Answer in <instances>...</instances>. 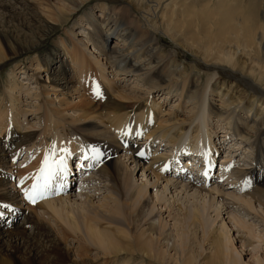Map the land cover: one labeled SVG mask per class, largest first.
Returning a JSON list of instances; mask_svg holds the SVG:
<instances>
[{"label":"bare ground","instance_id":"obj_1","mask_svg":"<svg viewBox=\"0 0 264 264\" xmlns=\"http://www.w3.org/2000/svg\"><path fill=\"white\" fill-rule=\"evenodd\" d=\"M0 1L1 68L38 46L20 37L22 28L35 37L39 31L37 41H42L58 20L75 15L92 0ZM109 1L119 11L111 9L107 21L102 11V19L94 12L84 17L90 24L81 31L95 35V54L76 38L64 53L69 60L46 61L47 69L30 77L42 80L40 72L53 71L47 78L51 90L44 87L40 94L32 93L16 81L17 69L5 82V97L0 99V264H65L72 250L58 245L65 237L48 229L50 220L73 240L80 239L83 249L77 257L81 260L94 250L102 254V264H199L207 251L204 245L210 242L211 257L205 264H248L244 257L248 245L236 246L231 234L235 229L243 233L244 242L264 241L258 232L264 228V108H258L264 97V0H217L214 6L197 0L192 10L194 0ZM22 3L39 8L40 23L33 22L32 8ZM13 22L22 28H12ZM159 35L172 40L176 51L189 49L197 63L180 64L177 52L160 47ZM99 50H103L102 60L96 54ZM198 74L204 75L205 84ZM219 79L232 84L226 86ZM131 82L134 86L129 88ZM122 85L127 87L124 91ZM241 85L250 89L249 99L241 98ZM154 93L162 94L164 100L156 102ZM22 94L38 104L35 111L43 116L41 129L31 125ZM52 94L57 102L44 99ZM174 94L180 100L167 111L164 103ZM210 96L220 101V117H231L232 125L242 126L237 132L232 126V135L240 134L242 140L255 135L257 149V162L241 166L231 159L236 145L225 139L218 142L231 154L226 157L229 162L222 164L223 173L216 176L218 182L210 176L220 150L202 123L210 118L208 103L209 110L212 102L216 105ZM246 105L249 115L257 109L256 119L239 118ZM180 111L187 116L178 119ZM10 143H20L17 153L22 147L34 149L42 144L45 148L39 162L28 170L29 180L19 174V189L29 186L31 194L34 185H42L49 171L53 173L36 203L20 198L14 184L10 192L1 177ZM203 144L208 147L203 149ZM152 145L158 150H152ZM175 146L179 147L176 152L171 151ZM210 146L215 152L209 151ZM145 149L151 150L150 156ZM77 154L83 182L79 180L68 192L66 188L76 183L70 163ZM184 156L189 158L187 164L177 167L176 161ZM173 167L179 172L174 170L170 176ZM89 174L90 180L85 177ZM137 178L143 184L138 185ZM225 182L233 186L222 185ZM99 184L105 185L104 193L110 196L95 203ZM235 184L243 194L229 191ZM160 188L157 195H150L152 189ZM25 200L27 208L22 205ZM19 217L25 225H15ZM249 219L259 222L252 225ZM256 264L264 260L257 256Z\"/></svg>","mask_w":264,"mask_h":264},{"label":"rangeland","instance_id":"obj_2","mask_svg":"<svg viewBox=\"0 0 264 264\" xmlns=\"http://www.w3.org/2000/svg\"><path fill=\"white\" fill-rule=\"evenodd\" d=\"M8 1L9 0H7L6 2H8ZM106 1H108V0H92L88 4H85L84 7L82 9H80L75 15L70 16L66 20H58V22L55 25V29L53 31H48V33L46 34V37H44L42 41H37V39L39 38L38 36L41 37V35H42L39 31H37V34L35 33L36 34V37H35V36L31 35V33L28 31L29 30L28 28L24 27L25 28L24 29V28H22L21 25H19V23L13 22L11 24L12 28L13 27L19 28L21 26L20 28H22V30H24L22 32L23 34H20V37H22V39H24L25 41H32L33 43L36 42L39 44L34 49H32V50L30 49L29 52L23 53V55H18L17 57L13 58L12 60L7 61L5 63V65L0 68V99L5 97V95H4L5 82L8 79V77L10 76V74L13 72V70H15V69H17L15 71V73L17 74L16 81H18L20 84L26 85L27 88H29L32 91V93L40 94L43 91L44 87H46L48 90H51L50 84H47V81H50V80H47V78H49V74L54 73L53 71L50 72L49 74H46L43 71L40 72L39 75L41 76L42 80L31 79L30 77L32 75H35L34 74L35 71L36 72L40 71L39 69H44V70L47 69V67H45L46 61H52L53 62V61L57 60L58 62L63 63V62H66L67 60H69L68 57L64 56V53L67 52L69 45H71V44L73 46L75 45L74 41L76 40V38H79L80 40H82L83 43L85 45H87L88 49L91 52H93V53L96 52L93 48L94 44L92 42V39L95 35L91 36V34L89 33L90 31H88V30H84V31H81V30H83L84 28H86V29L89 28L90 23L89 22L85 23V21H84V17L87 13L94 12L96 18L102 19V14L100 13V11H102L105 21H107L109 19V17H111V9L112 10L115 9L116 14L118 13V11H119V9H117L118 6L117 5L112 6L110 1H109V3ZM186 1L190 2L189 0H186ZM191 1H193V0H191ZM202 1L207 2V4L211 5V6L217 5V0H202ZM10 3H12V2H10ZM104 4L105 5L107 4V6H105V10L103 11V10H101V7L104 6ZM196 5H197V0H194L193 2H191L190 10L195 8ZM21 6L24 8H27V6H30L32 8L31 11L29 12V10L28 9L27 10H28L29 14L31 15L33 22H36V21H38V23L41 22L38 18L39 14L37 13V10L39 8H37V6L35 4L22 3ZM40 8H41V6H40ZM91 28H90V30H92ZM73 34H77V35L80 34L79 35L80 37L76 35L74 37L75 39H73ZM25 37L30 38L31 40L26 39ZM158 41H159V45L162 49H167L168 51L177 52V53H175V55H177L180 64H182L184 66H190L192 61H193L192 63H197V58L194 56V54L191 51H188L189 49L186 51L184 50V51H180V52L176 51L175 43L172 42V40H169V38H167L165 36L159 35ZM102 43L105 44L107 42H100L99 45H102ZM109 43H110V41L106 44V48H107V45H109ZM111 45H113V43H111ZM97 52H99V54H100L99 55L98 53H96L97 56H99V58L102 60L104 58V56H101V53L103 52V50H99ZM57 61H55V62H57ZM133 62H131V64ZM58 66L59 65H56V67L54 69H56ZM182 69L183 68L181 67L180 70H182ZM197 76L198 77L201 76V79L199 81L202 84H205V82L207 80L204 77V75L198 74ZM116 77H121V75L119 74ZM219 80L221 83H225L226 86H231V84H232L229 81L225 82L223 79H219ZM133 81H134V79H133ZM232 82H234V81H232ZM234 83H236V82H234ZM130 86H132V87L134 86V85H132V82L129 84V88H130ZM137 86H138V84L136 85V87ZM141 86H143V84ZM242 86L243 85L239 86L240 87L239 89L241 90V91L239 90L241 92V98L245 99L247 97V99H249L251 94H252L250 89L242 87ZM122 87H123V85H122ZM126 88L127 87H123L120 90L124 91ZM139 88H141V87H139ZM144 89L148 90V88H144ZM161 95L162 94H160V93H154V94H152V97H154L156 99V102H158V100L159 101L164 100V96L161 97ZM22 99H23V103H26L25 104L26 107H23V108L28 110V112H31L29 114L30 116L28 115V119H29L31 125L36 127L37 129H41L43 126V119H42L43 116L41 113H38V115H37V112L35 111L37 109L36 106L38 104L35 102V100H30V99H28V97H26L23 94H22ZM44 99L45 100L50 99L52 101H54V99H55V102H57L56 96H53V94L50 97H47ZM44 99H43V101L46 103V101ZM76 99H77V97H74L75 101H76ZM211 99L215 100V104L217 106L213 104L214 102H212L211 103L212 107L209 110V103H208V111H207L206 115H209L210 118H209V120L207 119V121L202 122V123L208 126L210 133L213 134L212 135L213 144L215 145L216 149L220 150V152L218 153V157L216 156L215 163H214L213 168H212V175L210 176L211 180L216 179L218 182V177H219L218 174L222 170V164L225 165L227 162H229L226 157L231 156V154H228L229 153L228 151L230 149L227 148V146L224 149L223 145H219L218 142H221L225 139V141L228 142V144L236 145L235 151H233L234 153L232 152L233 157H231V159H234L233 162L238 163L241 166H243L244 164L250 165V164H254L257 162V161H254V154H255V151H257V149H255V147L253 145V143H254L253 140L255 139V135L252 134L249 137V139H246V140L245 139L242 140V138H240V134H233L232 135V131H231L232 126L234 127L236 132L241 131L242 126L240 124L232 125L231 124V122H232L231 117H226V116L220 117L219 112L217 113V111L220 109V106H219L220 101H218L217 97H214V96H210V100ZM179 100H180V97L177 94H174L169 100L165 101V103H164L165 109L167 111L170 110V108L172 109V105L177 104ZM185 100H186V97H185ZM185 100H184V104L182 103V106L185 105ZM159 108L162 109V105ZM212 108H214V110ZM258 108L259 109L264 108V97L262 98V101L259 102ZM241 109H243L244 112H241L239 114L240 119L246 120L249 118V119L254 120L257 118V114H258L257 109L255 111H253L252 115H249V112H248L250 109V106L246 105V106L241 107ZM173 110L175 111L174 108H173ZM229 111H230V113L232 112V110H229ZM210 112H212L213 114L212 113L210 114ZM39 114H41V115H39ZM102 114H105V113H102ZM152 114L154 115L153 112H152ZM185 116H187L186 113L184 114L182 111L178 112V119L184 118ZM66 134L68 135L69 133L66 132ZM235 135H236V138H234ZM2 138L3 137H0V140H2ZM61 138L66 140L63 137H61ZM139 143L142 144V143H144V141L140 140ZM10 145H12V146H10ZM152 146L155 147V148H152V150L157 149L156 145H152ZM161 146H163V145H161ZM17 147H20V143H17V144L16 143H10L9 144L6 152L7 153L9 152L8 154L10 156H8V157L6 156V162H7L6 166L7 167L1 166L3 168V173L1 174V177L5 178L4 181L8 183L7 188L9 189L10 192L12 191L11 186H12V184H14L15 185L14 191L18 192L20 198H25V193H29L28 191H29L30 187L26 186L25 189H21V188L19 189L18 184H19L20 179H22L19 177V174L22 176L24 175L25 177H27L26 179L29 180L30 176H28L29 175L28 170L32 167V165L39 162V159L41 157V153L44 152L45 148L42 144L39 145L40 148H34V149H25L24 150L23 149L24 147H22L17 153V151H16ZM178 148L179 147L175 146L174 148H170V149H171V151L176 152V150ZM167 150L168 151L166 152V154L168 155L169 149H167ZM212 150H213V152H215V149L212 146H210L209 151H212ZM144 151L147 155L150 156V154H149L151 152L150 149H149V151H148V149L147 150L145 149ZM163 151H165V150H161V152H163ZM128 152L129 153L131 152V147L128 149ZM119 154L123 155V152H120ZM78 156L79 155H77V158H78ZM12 157H14V158L16 157L14 159V162H12ZM169 158H172L171 153H170ZM169 158H167V159H169ZM79 159H80V157H79ZM188 159L189 158H187V156L180 157L176 161L177 167H180V165L182 166V164L186 165L188 162ZM75 163H77V160H75ZM78 163H79V160H78ZM190 164H191V162L189 163V165ZM75 169L73 170L74 174L72 176L76 179V183L73 182L74 184L71 185V187H68V189L66 188V191H68V192L70 190H73L74 187L78 186L76 184H78L79 180H80V182H83L80 179V178H82L80 175V168L77 171ZM174 170L176 172H179L176 168L173 167L171 170H169L170 172L168 173V175L173 176ZM71 171H72V167H71ZM73 171L71 173H73ZM84 171H85V169H83L82 172H84ZM171 171H173V172H171ZM222 173L223 172H221L220 174H222ZM186 174H187V172H186ZM77 176H78V179H77ZM216 176H218V177H216ZM25 177H23L24 180H25ZM85 177L88 178L89 180L91 179L90 174H89V176H85ZM141 180L142 179L137 178V184L138 185H140L142 183ZM232 183L233 182H225V183H222V185L227 184L228 186H230V185L233 186ZM103 187H105L104 184H99V190L101 192L99 193L98 196H96V198L94 200L95 203H101L103 198L110 196L109 192L104 193L105 190ZM228 189H230L229 190L230 192H234L236 194L239 193L238 195H241V193L243 194L242 188H240L237 184H235L234 187L228 188ZM160 190H161V188L158 190L152 189L150 192V195L151 196L157 195L158 191H160ZM52 193H54V191ZM63 195H67V194H63ZM22 205L24 208H27L26 207L27 206L26 200H25V202H23ZM235 209H236V207L234 208V207L230 206L229 210L235 211ZM20 218L21 217H19V219L14 222L15 225L23 226L26 224L25 220H23L22 218L20 219ZM224 218L226 219L227 215L224 216ZM4 220H5L4 222H6L8 219L6 220V217H5ZM249 220H250L249 223H252V220L251 219H249ZM50 221L51 222H49V223L47 222L48 223V229H50V231H52V233L54 235L60 232L61 233L60 236L65 237V239H61L62 243H60L58 245L62 249H65L66 247H68V248H71V250H72V252L70 254V258L64 262L65 264H79L80 262L81 263L83 262L82 264H102V260H104V259H102L103 258L102 254L100 252L97 253L94 250L90 251L89 254L85 258H83L82 260L79 259L77 257V254H81L79 252V250L83 249L80 247L81 246L80 239L75 238L73 240L66 233L62 232L59 228H57L56 225L52 222V220H50ZM258 222L259 221H255L254 223H252V225H255V223L257 224ZM230 226H233V225L230 224ZM258 229H259L258 230L259 234L264 235V228L260 227ZM231 235L233 236V239H235V245L236 246L241 247L243 244L248 245L246 248H244L245 253L248 254L247 256H244L245 257V263L256 264V257L257 256H259V258H262L264 260V241H262V242L256 241L253 244L250 242H247V241L244 242L245 238L242 236L243 233L237 234L235 229H232ZM55 236H54V238H55ZM239 236H242V237H239ZM54 238L52 237V239H54ZM197 246H198V244L196 243L195 247H197ZM204 246H205V249L207 251H205L204 255L201 256L199 264L207 263L209 258L211 257V252H212L211 246H212V244H210V242H208ZM196 252L198 253V250H196ZM137 259H138V257L136 258V260ZM108 261H110V260H108ZM108 264H114V261H112L111 263H108ZM145 264H148V262Z\"/></svg>","mask_w":264,"mask_h":264},{"label":"snow or ice","instance_id":"obj_3","mask_svg":"<svg viewBox=\"0 0 264 264\" xmlns=\"http://www.w3.org/2000/svg\"><path fill=\"white\" fill-rule=\"evenodd\" d=\"M61 163H63L61 161ZM45 164L47 165V161H45ZM44 170L42 169V172ZM53 175V173L51 171H49L48 174V179L45 180V182L42 185H34L32 193H25L26 199H28L29 202L31 203H36L37 202V198L40 197L42 195V191H46L48 184L50 182L51 176Z\"/></svg>","mask_w":264,"mask_h":264}]
</instances>
